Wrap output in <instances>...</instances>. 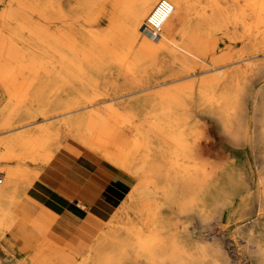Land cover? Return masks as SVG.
<instances>
[{"label": "bare ground", "instance_id": "1", "mask_svg": "<svg viewBox=\"0 0 264 264\" xmlns=\"http://www.w3.org/2000/svg\"><path fill=\"white\" fill-rule=\"evenodd\" d=\"M161 1L0 0V229L18 197L64 207L39 178L73 146L132 181L45 264H264V0H167L153 29ZM203 118L255 163L213 159Z\"/></svg>", "mask_w": 264, "mask_h": 264}, {"label": "rangeland", "instance_id": "2", "mask_svg": "<svg viewBox=\"0 0 264 264\" xmlns=\"http://www.w3.org/2000/svg\"><path fill=\"white\" fill-rule=\"evenodd\" d=\"M255 43L257 48L258 46L260 49L263 48L260 43V37L256 39ZM253 49L254 47H251L250 51ZM257 68L260 70L259 76H262L264 74V72H262V70H264V67ZM112 80V82L106 81V83L104 84L111 85V83L113 84L114 82H117L121 85L122 88H128L141 84V81H137L135 79H129V81L122 78ZM142 87L144 86L134 89L136 91L132 90L135 93H130L129 91H124L123 93L122 91L121 93L115 94V96H123L122 100H127L141 94L143 92L140 91ZM117 102V99L113 101V103ZM125 106L121 105V108ZM206 124L212 126L208 138L211 143L208 147L210 148V151L216 152V154L213 156V159L227 162L229 164L234 163L235 167L237 168H240V166H242L246 159H249L251 162L255 163V158L253 157L254 154L252 153L249 144L232 146L225 138L226 132H223L220 127L216 128V125L214 123H211L210 121H208V119L203 118L201 120V126H205ZM258 147L261 148L262 146L259 145ZM2 151L3 149L2 147H0V152ZM261 159L263 158L258 155L257 160L260 161ZM13 164L18 165L22 168L25 165H28L27 162L23 161H14ZM43 179L44 183L47 184L46 190L48 191V193L51 194L56 191L57 188L52 180L46 179V177H43ZM118 182H120L119 184H121L120 188L117 187ZM131 186V179H129L128 177L122 179V177H120L119 175L115 181V185L113 184L110 186V190L105 193V196L110 201L117 199V202L121 203L126 198V193L130 190ZM74 198L75 196L68 197V201L73 206H76V203L79 202L81 208L84 211H91V208L85 207L80 201H77ZM24 200L25 199H21L19 197L16 198V202L13 204L11 213L12 215L16 214L17 217L19 216V220L25 223V227L23 228V230L20 231L13 227L0 229V261H5L10 264H45L43 262L44 259H41L42 257L50 256L53 254L63 255L65 254L64 250L66 252L72 251V249H67L65 246V240H68L67 235L59 233L53 228V225L61 217V212L59 209H57V212L48 209L49 206L44 203L48 202L47 196H43L39 201L33 200L30 211L27 212H25L22 208ZM115 204L116 203H114L110 209H104L101 211V213L99 212L100 216H103V214L108 212L111 213L110 210L114 208ZM253 212L254 206L251 205L246 208V210L243 212V215H245L244 217H247ZM103 225L104 221L101 222L99 228H101ZM219 226L225 229L229 228L227 222L221 223ZM236 239L239 240L240 238L236 236ZM242 244H240V246H242ZM239 252L242 253L241 251ZM79 259L80 258L78 257V255H75L72 260L75 261Z\"/></svg>", "mask_w": 264, "mask_h": 264}, {"label": "crops", "instance_id": "3", "mask_svg": "<svg viewBox=\"0 0 264 264\" xmlns=\"http://www.w3.org/2000/svg\"><path fill=\"white\" fill-rule=\"evenodd\" d=\"M118 176V171L85 148L73 146L58 152L55 160L42 170L39 178L40 183L46 187L43 177L52 180L57 188L53 193L64 203L62 209L48 208L54 212L59 209L61 212V217L53 228L67 235V239L78 233L83 224L90 229H98L110 213L100 216L101 211L110 209L117 202V199L110 201L105 193L110 190L111 185H115ZM71 196H75L74 199L91 208V211H84L79 202L73 206L68 201Z\"/></svg>", "mask_w": 264, "mask_h": 264}, {"label": "built area", "instance_id": "4", "mask_svg": "<svg viewBox=\"0 0 264 264\" xmlns=\"http://www.w3.org/2000/svg\"><path fill=\"white\" fill-rule=\"evenodd\" d=\"M173 6L171 3L167 0H163L160 2L159 7H158V14H154L153 16L155 17L154 19H150V24L151 27L154 29V27H160L162 24L163 19L166 17V15L172 10ZM147 26V24H146ZM145 26V27H146ZM3 177L0 174V183L2 182Z\"/></svg>", "mask_w": 264, "mask_h": 264}]
</instances>
